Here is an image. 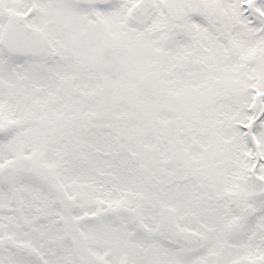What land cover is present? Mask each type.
<instances>
[{"label":"snow or ice","instance_id":"obj_1","mask_svg":"<svg viewBox=\"0 0 264 264\" xmlns=\"http://www.w3.org/2000/svg\"><path fill=\"white\" fill-rule=\"evenodd\" d=\"M72 2L0 0V264H264V0Z\"/></svg>","mask_w":264,"mask_h":264},{"label":"rangeland","instance_id":"obj_2","mask_svg":"<svg viewBox=\"0 0 264 264\" xmlns=\"http://www.w3.org/2000/svg\"><path fill=\"white\" fill-rule=\"evenodd\" d=\"M70 6L73 8V10L76 12V8H74L75 4H70ZM67 4L64 2L63 4V10L60 12L59 16L60 17H66L67 12L73 13L74 16L71 21L74 22L73 27L77 33H79L78 38L80 40V44H85L87 42H92L96 43L97 41H100L99 37H106V35L99 29V28H94L93 26H90L86 23L85 17L83 14H80V16L76 15L74 12L69 11L66 9ZM59 10L56 9L52 13L49 14L47 19L53 23V19H55L54 15L55 13ZM73 38V36H71ZM82 50V49H81ZM127 55V54H125ZM116 57H114V60L116 61Z\"/></svg>","mask_w":264,"mask_h":264},{"label":"clouds","instance_id":"obj_3","mask_svg":"<svg viewBox=\"0 0 264 264\" xmlns=\"http://www.w3.org/2000/svg\"><path fill=\"white\" fill-rule=\"evenodd\" d=\"M79 33L74 32L73 36L78 37ZM104 49L103 44H96L91 52L85 50H77L78 54L84 58V62L86 64H91L94 60H96L99 56L102 55ZM111 62V61H109ZM121 67H124L123 62H121Z\"/></svg>","mask_w":264,"mask_h":264},{"label":"flooded vegetation","instance_id":"obj_4","mask_svg":"<svg viewBox=\"0 0 264 264\" xmlns=\"http://www.w3.org/2000/svg\"><path fill=\"white\" fill-rule=\"evenodd\" d=\"M69 6H70V4H74L73 2H72V0H64Z\"/></svg>","mask_w":264,"mask_h":264},{"label":"water","instance_id":"obj_5","mask_svg":"<svg viewBox=\"0 0 264 264\" xmlns=\"http://www.w3.org/2000/svg\"><path fill=\"white\" fill-rule=\"evenodd\" d=\"M42 53H43V50L42 49H38L37 54L41 55Z\"/></svg>","mask_w":264,"mask_h":264}]
</instances>
